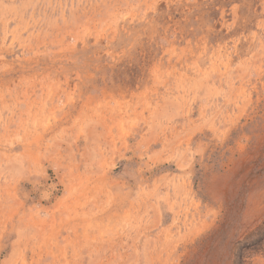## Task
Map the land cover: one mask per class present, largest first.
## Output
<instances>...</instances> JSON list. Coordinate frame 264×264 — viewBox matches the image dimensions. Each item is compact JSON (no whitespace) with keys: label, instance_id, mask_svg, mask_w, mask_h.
<instances>
[{"label":"rangeland","instance_id":"obj_1","mask_svg":"<svg viewBox=\"0 0 264 264\" xmlns=\"http://www.w3.org/2000/svg\"><path fill=\"white\" fill-rule=\"evenodd\" d=\"M0 264H264V0H0Z\"/></svg>","mask_w":264,"mask_h":264}]
</instances>
